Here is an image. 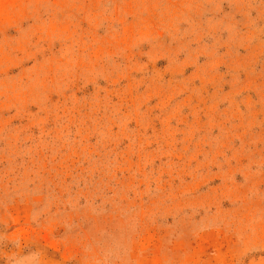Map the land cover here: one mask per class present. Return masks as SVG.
Returning <instances> with one entry per match:
<instances>
[{"label":"rangeland","instance_id":"374dc122","mask_svg":"<svg viewBox=\"0 0 264 264\" xmlns=\"http://www.w3.org/2000/svg\"><path fill=\"white\" fill-rule=\"evenodd\" d=\"M0 264H264V0H0Z\"/></svg>","mask_w":264,"mask_h":264}]
</instances>
